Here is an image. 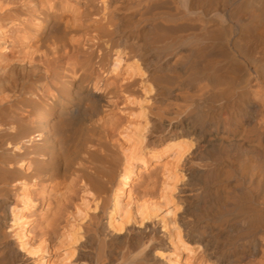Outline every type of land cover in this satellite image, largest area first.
Wrapping results in <instances>:
<instances>
[{"label":"bare ground","instance_id":"1","mask_svg":"<svg viewBox=\"0 0 264 264\" xmlns=\"http://www.w3.org/2000/svg\"><path fill=\"white\" fill-rule=\"evenodd\" d=\"M0 264H264V0H0Z\"/></svg>","mask_w":264,"mask_h":264}]
</instances>
